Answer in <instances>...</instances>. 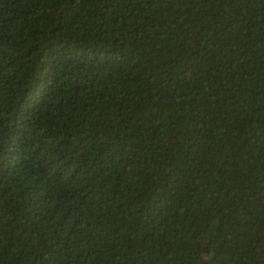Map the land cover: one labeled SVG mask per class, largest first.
I'll return each mask as SVG.
<instances>
[{
  "label": "trees",
  "instance_id": "obj_1",
  "mask_svg": "<svg viewBox=\"0 0 264 264\" xmlns=\"http://www.w3.org/2000/svg\"><path fill=\"white\" fill-rule=\"evenodd\" d=\"M0 264H264V0H0Z\"/></svg>",
  "mask_w": 264,
  "mask_h": 264
}]
</instances>
